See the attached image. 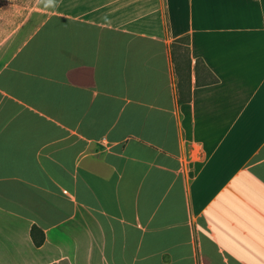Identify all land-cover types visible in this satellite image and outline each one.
<instances>
[{"label":"crops","instance_id":"1","mask_svg":"<svg viewBox=\"0 0 264 264\" xmlns=\"http://www.w3.org/2000/svg\"><path fill=\"white\" fill-rule=\"evenodd\" d=\"M40 1L0 41V264H264V0Z\"/></svg>","mask_w":264,"mask_h":264},{"label":"rangeland","instance_id":"2","mask_svg":"<svg viewBox=\"0 0 264 264\" xmlns=\"http://www.w3.org/2000/svg\"><path fill=\"white\" fill-rule=\"evenodd\" d=\"M41 5L45 3L40 0H0V41Z\"/></svg>","mask_w":264,"mask_h":264},{"label":"trees","instance_id":"3","mask_svg":"<svg viewBox=\"0 0 264 264\" xmlns=\"http://www.w3.org/2000/svg\"><path fill=\"white\" fill-rule=\"evenodd\" d=\"M197 64L199 66L200 62L198 61ZM187 66H188V61H187ZM214 81H216V79H214ZM31 234H32V239H33L35 246L41 247L45 241L44 234L36 227H33Z\"/></svg>","mask_w":264,"mask_h":264}]
</instances>
